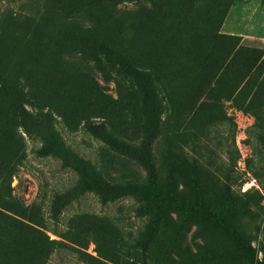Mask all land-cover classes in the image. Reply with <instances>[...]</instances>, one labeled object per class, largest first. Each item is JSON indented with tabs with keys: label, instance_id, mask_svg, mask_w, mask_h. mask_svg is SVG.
I'll return each mask as SVG.
<instances>
[{
	"label": "rangeland",
	"instance_id": "374dc122",
	"mask_svg": "<svg viewBox=\"0 0 264 264\" xmlns=\"http://www.w3.org/2000/svg\"><path fill=\"white\" fill-rule=\"evenodd\" d=\"M220 35L263 50L264 0H0V264H264V69L248 78L204 67L227 48ZM120 55L150 75L163 103L156 183L169 185L184 158L201 162V207L219 210L218 190L228 188L253 263L202 208L172 209L152 231L142 199L103 204L80 193L84 164L111 183L146 180L127 147L153 119ZM20 107L51 114L58 155L38 154ZM90 123L110 126L121 143L96 138ZM54 199L66 202L56 218Z\"/></svg>",
	"mask_w": 264,
	"mask_h": 264
},
{
	"label": "trees",
	"instance_id": "16d2710c",
	"mask_svg": "<svg viewBox=\"0 0 264 264\" xmlns=\"http://www.w3.org/2000/svg\"><path fill=\"white\" fill-rule=\"evenodd\" d=\"M221 41L227 40V48L219 53L216 58H205L202 61L204 67L210 70L227 69L233 72L237 77L242 75V71L248 75V78L258 69H264V49L259 51L257 47L251 48L239 44L238 38L232 36H218ZM99 44H102L100 42ZM120 71L129 77L130 84L134 89L143 92L142 101L148 107L152 115V126H150L145 137L137 145L127 147L134 158L138 161L146 174V180L142 183H111L104 179L95 168L88 164H84L79 172L80 193L90 192L98 196L102 203L114 201L124 196H133L144 201V205L140 206V212L150 215V229L156 231L164 216L172 209H183L188 212H195L201 209V196H203V184L207 181L208 176L205 167L197 159L184 158L183 163L179 162L177 167L172 166L168 170L169 179L173 183L178 180L181 189L175 192L170 188L172 184L161 185L156 183V169L152 161V141L157 134L158 115L162 113L163 103L159 97L157 86L154 80L150 81L148 73H144L138 69L133 63L125 60L121 55L118 59ZM20 123L25 130H31L35 135L39 134L41 147L37 150L40 156L58 155L63 149V145L59 138L53 142L50 140L49 134H57L54 126V119L49 112L41 116H34L24 107H20ZM42 117L48 133H45L40 127ZM36 121V122H34ZM34 127L36 129H34ZM86 131L96 138L108 142L110 144L121 142L115 139L114 130L104 124H86ZM43 132V133H42ZM53 136V135H52ZM54 138V137H53ZM72 164L71 162L69 165ZM174 167V168H173ZM57 196V195H56ZM55 196V197H56ZM219 210H210L202 208V211L209 216L211 220L221 226L230 238L236 249V254L249 263L255 260V253L250 244L243 239L238 230L235 229L233 219L235 212L239 209L238 201L228 188L221 184L218 190ZM63 201L54 199L51 208L53 216L56 218L61 209L65 206Z\"/></svg>",
	"mask_w": 264,
	"mask_h": 264
}]
</instances>
